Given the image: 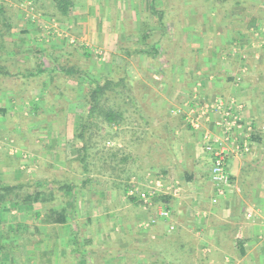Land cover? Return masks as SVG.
Here are the masks:
<instances>
[{
  "label": "rangeland",
  "instance_id": "obj_1",
  "mask_svg": "<svg viewBox=\"0 0 264 264\" xmlns=\"http://www.w3.org/2000/svg\"><path fill=\"white\" fill-rule=\"evenodd\" d=\"M69 1L71 4L67 14L62 16L56 5L49 0H0V40L11 35L12 28H15L12 25L17 24L18 18L36 24L37 21L41 23L46 20L41 28L46 37L40 36V39L43 37L42 41H38L40 44L23 42L20 45V48L27 49L26 54L23 51L21 56L4 57L3 54L11 48L8 42H0V68L15 75V78L0 76V110H7L5 114L0 112V181L7 184L13 179L22 183L43 182L45 187L50 188V182L61 184L74 181L78 185L82 179L89 178L86 188L74 190L75 208H69V213L72 212L75 219L69 220L68 226L49 229L40 222L42 217L38 221L31 216L24 228L18 227L9 234L5 228L0 233V242L10 240L16 248L11 249V253L0 252V264H12L16 258L20 264H26L27 261L29 264H78L83 257L76 258L69 251L72 246L71 236L74 234L79 238L85 264H149V261L166 264L167 260L156 258L155 245L145 240L139 245V233L129 234L130 229L123 225L125 221L121 209L128 201V195L124 192L126 185L144 178L149 190L154 191L152 182L159 175L156 173L157 164L169 160L157 151L161 144L164 147L169 144L165 141L161 143L155 136L157 132L163 131L165 140L171 139L167 138L170 136L166 133L167 126L170 127L169 108L165 106L160 109L158 104L164 100L163 96L170 102L178 96L170 98V93L163 95L159 83V89L156 87V82L161 81L156 69L169 61L163 52L164 41L160 39L159 44L155 39L156 32L163 30L158 15L162 13L169 35L172 32L171 20L175 21L177 15L178 20L185 23L193 18V12L197 17L200 16L197 3L202 0ZM259 5L252 11L264 24V4L260 8ZM102 20L107 21L104 33L101 34L103 40L99 44L82 41L80 34L83 29L90 36L93 33L89 32L91 25L87 21L97 30L98 26L101 29ZM263 27L254 26L255 29L260 28L261 32H264ZM17 28L21 30L23 27ZM149 29L154 37L151 43L149 39L143 42V32ZM19 34L25 35L23 31H19ZM62 38L64 40L60 42ZM56 40L59 45H56ZM35 45L36 49L33 50ZM50 46L54 50L53 54L57 50L61 51L60 59L56 60L54 55L48 56ZM183 46H180L177 58L185 56ZM15 47L18 48L17 45ZM154 47L160 51L157 55L162 54L157 59L158 64L153 56L141 53L147 50L152 55L151 49ZM240 51L239 46L234 45L230 47L228 56L237 65L246 67L250 62ZM188 56L184 59H191ZM41 63L44 73L37 68ZM261 63L264 66V59ZM56 65L63 71H86L87 78L81 80L75 75L65 76L63 72L50 73ZM167 68L164 67L165 72ZM29 75L31 80L21 84L20 80ZM195 76L197 78L193 82L186 79L182 81L184 85L191 82L186 91L190 95L193 92V98L198 95L195 89L199 76ZM166 77L170 78L171 73L167 72ZM106 78L118 84L108 88L99 103L103 110L113 108L119 114L120 120L112 126L105 122L102 111H96L89 121L87 118L85 94L88 87L92 86L89 83L93 80L102 84ZM121 78L125 81L118 82ZM179 97V100H183L186 94L184 96L180 92ZM86 119L84 136L90 139L88 155L85 157L88 173H84L78 161L75 162L81 145V140L75 139V135L79 124ZM21 134L29 135L23 137ZM73 150L77 153L72 155V159L69 156ZM67 157L70 159L67 160ZM112 180L118 183L114 190L110 189ZM55 186V199L46 203L43 214L51 206L55 207L59 203V196L63 194ZM109 190L116 195L109 198ZM113 197L118 205L110 208ZM36 207L39 208V205ZM118 208L121 216L114 217L113 211ZM136 209L138 211V206L127 213ZM130 240L131 245L128 244Z\"/></svg>",
  "mask_w": 264,
  "mask_h": 264
},
{
  "label": "crops",
  "instance_id": "obj_2",
  "mask_svg": "<svg viewBox=\"0 0 264 264\" xmlns=\"http://www.w3.org/2000/svg\"><path fill=\"white\" fill-rule=\"evenodd\" d=\"M247 1L202 0L197 3L200 16L197 17L193 12L191 13L193 18L185 23L178 20L177 15L175 21L171 20L172 32L169 35L166 33L169 31L166 29L167 23L162 19V13H157L163 30L156 32L155 39L159 44L160 39L164 41L166 49L163 48L162 51L169 61L168 64L156 69L161 79L160 82H156V87L159 89L161 85L163 95L170 93V98L178 96L177 99L172 98L171 102L163 96L164 100L158 104L160 109L165 106L169 108L170 127L167 126L166 133L170 136L167 138L171 139L167 141L162 135L163 131L157 132L155 136L161 143L164 141L169 143L165 147L161 144L157 151L169 160L157 164L156 173L159 175L152 182L155 195L150 202L144 204L138 196L140 193L150 191L146 180L141 178L128 183L132 186L130 189H134L136 193L133 195L134 198L130 196L126 198L127 205L121 210L125 221L123 225H127L130 229L129 234L139 233L141 236L139 245H142L144 240L150 245H155L156 258L167 260L166 264H264V66L261 65L264 59V32H261L260 28H254L264 24L254 16L255 11H252L258 4H264V0ZM174 5L172 7L177 10L178 7ZM18 20L16 25H12L15 28H12L11 35L0 40V42H8V47L11 48L9 52L3 54L4 57L21 56L23 51L26 54L27 49L20 48L23 42L40 44L38 41L46 37L41 29L46 20H42L41 23L37 21V24L23 18ZM106 22L102 20L101 29L98 26L96 30L92 27V23L87 21L88 25H91V29L88 30L93 33L90 36V33L83 29L80 34L81 40L99 44L100 40H103L101 34L104 33ZM17 26L23 28L19 30ZM16 28L17 32H15ZM150 30L144 32L142 30L143 42L149 39L151 43L154 35ZM19 31H23L25 35L19 34ZM40 36L43 37L40 39ZM105 36L108 37V34ZM63 40V38L59 39L60 42ZM56 41L58 42L56 45H59V41ZM16 45L19 49L15 47ZM181 45H184L183 56L189 55L188 58L191 59H184L185 56L177 58ZM234 45L239 46L241 55L248 57L250 64L246 67L237 65L236 61L228 56L230 47ZM49 51L48 56L54 55L56 60L62 56L61 51L58 50L53 54L54 50L51 46ZM159 52L154 54L151 49L152 55H149L150 52L147 50L141 53L153 56V60L157 63L158 57L162 55H157ZM167 66L165 72L164 67ZM43 67L42 63L37 66L39 71ZM50 71V73H61L63 69L56 65ZM167 72L171 73L170 78L166 77ZM41 73H44V69ZM196 74L199 80L196 81L198 86L195 90L198 91V95L196 94L195 98L202 101L234 98L243 106L240 113L242 124L251 127L245 143L247 152L240 155L231 154L226 160L225 172L230 183L223 187L221 193H218L216 185L210 178L211 156L204 150L202 141L205 130L217 137L218 132L209 123L203 121L200 129H194L188 123V118L193 116L191 110L195 98L193 99V92L190 95L189 91H186L191 82L184 85L182 81L186 79L193 82L197 78ZM33 75L35 78L34 72ZM237 75L241 76V80L235 82L234 78ZM29 79L31 80V75L23 77L20 83H26ZM180 92L181 95L186 94L183 100H179ZM3 95L1 97H4ZM242 133L244 134V131ZM28 135L21 134L23 137ZM72 153L69 157L73 159L72 155L77 152L73 150ZM0 183L4 181L1 180ZM10 184L26 183L13 179ZM111 184V190L118 186L115 180H112ZM111 190L109 193L112 192ZM113 194H108L109 198ZM113 198V205L109 206L110 208L118 205L115 204V197ZM213 198L216 199L214 203ZM136 206L138 211L136 209V212L127 213ZM3 207L2 210L0 209V227L4 226L0 228V233L5 228L6 233L9 234L8 231L13 232L12 230L18 227H24L32 216L31 210L23 205L14 207L13 204L7 203ZM6 207L9 209L5 210ZM13 209L15 211H12ZM163 209L169 213L167 219L158 216L159 211ZM113 213L114 217L121 216L119 208ZM6 216L8 219L5 218ZM153 218L156 222L150 224L149 221ZM170 225L174 226L173 230H169ZM45 226L52 229L68 226V223ZM130 242L129 245L132 244ZM5 245H10L12 250L16 248L10 240L4 239L0 242L1 247ZM148 263L157 264L152 261Z\"/></svg>",
  "mask_w": 264,
  "mask_h": 264
},
{
  "label": "trees",
  "instance_id": "obj_3",
  "mask_svg": "<svg viewBox=\"0 0 264 264\" xmlns=\"http://www.w3.org/2000/svg\"><path fill=\"white\" fill-rule=\"evenodd\" d=\"M52 3H54L60 11L62 16H66L67 10L70 7L71 1L69 0H49ZM152 51L154 54L158 52L156 48H152ZM4 68V67H3ZM65 76H77L79 79L87 78V72L82 71H74V70H64L63 71ZM40 74V73H39ZM37 74V75H39ZM8 76L12 77L13 75H10L9 72L5 69L0 68V76ZM15 78V75L13 76ZM125 81L124 78H121L118 82ZM92 84L91 87H88L87 93L85 94V100L86 105L88 107L87 111V118L88 121L93 117L94 113L97 111H102L105 122L108 125H115L118 123V120H120L119 114L112 109L109 110H103L101 106L99 105L101 97L104 96L106 90L110 88L111 86H117V83H114V81L111 78H106L104 82L101 84L100 81H90ZM7 110H0L2 114H5ZM87 122V119L82 123L79 124V127L77 129V134L75 135V139L81 140V145L79 146L78 150V157L76 158L75 162L78 161L82 166L84 173H88V165L86 164L87 152H88V145L90 143V139L86 138L85 135V123ZM89 182V178H84L81 181V184H76V182H64V183H57L56 182H50V188L45 187L43 185V182H35V183H26V184H7V183H0V209L2 210L5 204H13L14 207L17 206H25L26 208H29L31 210L32 219L34 220H40L42 217V221L44 225L46 224H65L68 223L69 220H74V214L72 212L69 213V208L74 209L75 208V194L74 190H80L83 188H86V183ZM52 184V185H51ZM53 185H56L55 187H58V190H61L63 192L62 195H60L59 203L56 204V206H51L48 211L44 212L43 209L46 206V203L52 202L54 198V190ZM132 188L131 185H126L124 192L127 193L128 190ZM35 188V189H34ZM38 188V189H36ZM34 189V190H32ZM131 198L133 196H130ZM134 198V197H133ZM37 204L39 205V208L36 207ZM41 222V223H42ZM77 225L78 223L75 222ZM24 228V227H23ZM35 230L38 229L35 227ZM24 231V230H23ZM10 232V231H8ZM40 240V239H39ZM72 244L70 248V253L78 258L79 256H82V260H79L78 264H85V259L82 254V250L79 248V238L76 237V234L71 236L70 245ZM3 247L0 246V252H4L5 254L11 253V246L9 245ZM14 254V253H13ZM50 254H48V257L50 258ZM26 264H29L28 261L25 262ZM49 263V259H48ZM12 264H20L16 259H13ZM154 264V263H153Z\"/></svg>",
  "mask_w": 264,
  "mask_h": 264
},
{
  "label": "built area",
  "instance_id": "obj_4",
  "mask_svg": "<svg viewBox=\"0 0 264 264\" xmlns=\"http://www.w3.org/2000/svg\"><path fill=\"white\" fill-rule=\"evenodd\" d=\"M240 80V76L235 78V82ZM192 106L191 114L193 116L188 118L190 126L194 129H200L201 121H203L209 123L218 132L217 137L205 130L202 134V141L204 150L211 156L210 178L216 185L218 193H221L223 187L230 183V179L225 172L226 160L231 154L240 155L247 152L248 148L245 143L251 127L242 124L240 113L243 106L234 98H216L213 101H202L195 98ZM242 131H244V134ZM135 193L134 189H129L127 195L133 196ZM154 195V191L138 194L144 204H148ZM212 202H216V199L213 198ZM168 215V211L164 209L158 213V216L165 219L168 218ZM155 222V218L149 221L150 224ZM173 229L174 226L170 225L169 230Z\"/></svg>",
  "mask_w": 264,
  "mask_h": 264
}]
</instances>
